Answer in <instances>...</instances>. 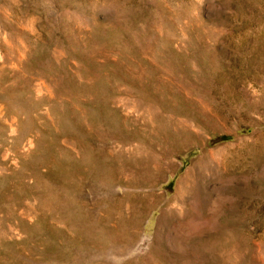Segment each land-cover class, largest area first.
<instances>
[{"label": "rangeland", "instance_id": "obj_1", "mask_svg": "<svg viewBox=\"0 0 264 264\" xmlns=\"http://www.w3.org/2000/svg\"><path fill=\"white\" fill-rule=\"evenodd\" d=\"M0 264H264V0H0Z\"/></svg>", "mask_w": 264, "mask_h": 264}]
</instances>
